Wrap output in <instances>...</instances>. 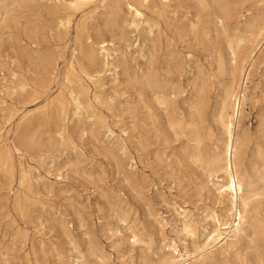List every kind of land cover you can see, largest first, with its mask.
Segmentation results:
<instances>
[{"label": "rangeland", "instance_id": "obj_1", "mask_svg": "<svg viewBox=\"0 0 264 264\" xmlns=\"http://www.w3.org/2000/svg\"><path fill=\"white\" fill-rule=\"evenodd\" d=\"M263 18L264 0H0V264H201L205 217L228 206L209 169L229 45H251ZM259 44L241 115L248 237L203 264H264Z\"/></svg>", "mask_w": 264, "mask_h": 264}, {"label": "bare ground", "instance_id": "obj_2", "mask_svg": "<svg viewBox=\"0 0 264 264\" xmlns=\"http://www.w3.org/2000/svg\"><path fill=\"white\" fill-rule=\"evenodd\" d=\"M84 1H91V0H84ZM101 2H102V0H101ZM202 3L203 2H201V4ZM225 8H226V6H225ZM129 9L131 10L132 13H134V16L136 18L142 16V13L133 5L129 6ZM218 10H220V9H218ZM131 25L135 26V27L137 26L135 21L132 22ZM103 28L104 27H102V29ZM95 30L96 29H94V31ZM106 30H107V27H106ZM85 31H87V29ZM104 32H106V31H104ZM221 32H223V31H221ZM255 34H256V36L253 38V40H249V42L251 41V45L248 44L245 48H240L238 45L234 46V45H232V43H231V45H229V48H230L229 65L227 63V65L229 66L228 79L224 82V84L222 86L221 95H220V97H221L220 106H219V110L217 113V122H218V125L220 128V131H221V135L223 136V139L221 142L222 148L218 152H216L215 155L213 156V158L211 159V163L215 165L214 171H212V170L210 171V169H209V172H210L209 177L212 178V180L214 178H216L217 183L215 182L214 184L217 185V194H218L219 198L226 200L228 203V206H227V211H225V213L222 215L220 213H219L220 215L217 213H210V214H207L205 217V220L207 222L213 221L214 227L210 231H208L207 239H206L205 243L202 245V247L195 248L196 249L195 253H194L193 257H191V260H193L194 262H197V263H201V264L205 263L207 260L213 259L214 254H215V249L220 248L221 250H224L226 247H228V250H229L230 247L234 246L233 245L234 239H236L237 237H239L241 235H242V237L243 236L248 237L247 232H248V229L250 227L248 225L247 213H248V210L252 208L251 202L257 196L256 195L257 192H256V194H254L249 189L250 183L246 182L245 172H242L241 167H240L241 166L240 155H241L243 147L245 146V130L243 129V118H241V115H248L249 114V110H248L249 108L247 106V101L248 100L254 101L255 90H256V88H258V85H259V83L257 82V83H255V86L252 89H249L248 88L249 87L248 79H249V76L251 74V70L253 69V67L257 63L256 60L258 59V53H257L256 49H257V47H259L258 44H259L260 38L264 36V18L260 21V26L258 27V30H256ZM81 36H82V34H81ZM221 37H222V35H221ZM107 40H109V39H107ZM262 42H263V40H262ZM105 47H106V45H105V43H103L102 44L103 50L105 49ZM258 50H259V48H258ZM90 56L92 58L96 57V53L94 50H92L90 52ZM217 61H219V60H217ZM218 66H219V64H218ZM151 67H152V65H151ZM67 80H68V78H67ZM164 83H165V81H164ZM70 84H71V82H70ZM86 92H87V90H86ZM58 101H59V99H58ZM27 103H29V102H27ZM196 104H197V102H196ZM63 106H64V104H63ZM197 108H199V107L197 106ZM85 113H86V111H85ZM168 117H169V115H168ZM204 117L206 118V116H204ZM22 124H23V122H22ZM204 124H205V122H204ZM260 124H264V118L263 117H261V119H260ZM172 126H174V124H172ZM205 128H206V126H205ZM13 131H15V130L13 129ZM193 136L195 139L200 140V136H199L197 129H194ZM32 140H33V138H32ZM197 162H199V161H197ZM262 173H264V172H262ZM221 176H222V179L220 178ZM258 199H259V197H258ZM256 204H258V203H256ZM178 216L181 217L182 231L186 234V236H194L195 235V228L193 225V221L189 220L188 215H186L185 213H183V214L178 213ZM260 224H262V223H260ZM204 231H206V229ZM140 235H142V234H140ZM133 240H134V243L137 241L135 239H133ZM141 240H143V239H141ZM250 242L253 243L252 238H250ZM248 244H249V242H248ZM251 245H254V244H251ZM254 249H256V248H254ZM87 250H89V249H87ZM258 250H260V249H258ZM142 251H143V249H142ZM173 251L177 252L178 250L176 248H174ZM243 251H244V249L241 252H243ZM94 252H96V251L94 250ZM91 254H92V252H91ZM178 256H183V255L178 254ZM99 257H101V255ZM240 257H241V255H240ZM143 258H145V257H143ZM163 258H165V257H163ZM232 258H234V257L232 256ZM242 258H245V257H242ZM248 261L250 262V258ZM79 262H80L79 260L76 261V264H81ZM176 262H177V260H174V261H172V264H175ZM143 264H145V263H143ZM164 264H167V262H164ZM179 264H187V261L186 262L184 261V262L179 263ZM242 264H243V262H242Z\"/></svg>", "mask_w": 264, "mask_h": 264}]
</instances>
